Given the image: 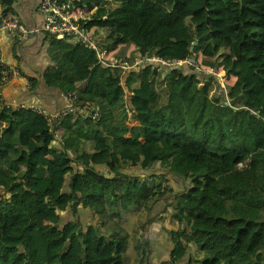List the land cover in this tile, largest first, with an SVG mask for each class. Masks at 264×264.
<instances>
[{"label":"trees","instance_id":"obj_1","mask_svg":"<svg viewBox=\"0 0 264 264\" xmlns=\"http://www.w3.org/2000/svg\"><path fill=\"white\" fill-rule=\"evenodd\" d=\"M0 2L11 11L10 0ZM77 5L95 9L84 28L107 57L127 66L138 56L146 62L130 71L123 86L121 67L103 65L81 41L49 36L50 85L72 93L74 107L96 105L98 117L71 113L54 123L60 136L55 151L54 134L37 111L0 110L6 122L0 130V187L10 195L0 201V264H62L71 240L82 246L74 264H145L143 237L134 234L130 247L125 225L131 214L169 193L158 169L188 181L189 194H198L189 206H174L179 228L170 233L168 263L182 262L193 248L184 264H264V0ZM152 58L167 65L193 59L194 65L190 74L164 72L149 63ZM208 70L235 76L238 92L227 85V103L219 87V97L209 96L216 76ZM124 87L132 94L137 126L127 124ZM37 118L43 128L34 140ZM69 154L83 166L71 177V209L81 205L98 218L86 230L77 221L58 226L49 208L50 168L66 169ZM100 165L111 170L108 180L96 169ZM68 258L72 264L74 255Z\"/></svg>","mask_w":264,"mask_h":264},{"label":"crops","instance_id":"obj_2","mask_svg":"<svg viewBox=\"0 0 264 264\" xmlns=\"http://www.w3.org/2000/svg\"><path fill=\"white\" fill-rule=\"evenodd\" d=\"M38 4L39 0H10L11 11L27 29L34 32L25 37L0 33L1 59L7 66L15 67L19 71L18 77L3 86L1 96L4 102L13 107L21 106L53 115L68 109L75 103L73 104L69 98V95H73L72 93L66 94L49 83L48 71L53 66L49 55L50 37L44 30L45 19L38 11ZM68 47L65 46L62 51ZM133 121L136 124L134 126L139 124L138 119L135 118ZM0 122L2 123L0 130H2L6 126L4 116L0 117ZM47 123L50 127L49 132L51 135L54 134L50 140L51 146L55 148V151H58L57 149H60L58 130L56 131L54 123ZM127 124L129 125L128 121ZM41 128H43L42 120L37 118L31 125L34 140L39 138L38 134ZM50 142H45L47 149L50 148ZM100 147L104 148L105 145H99ZM69 156V166L66 169H60L58 166L50 168L53 180V200H51L52 205L49 208L58 218V226L62 227L66 223L77 221L80 228L86 230L88 226L95 225L98 218L91 209L81 205L74 211L71 209L72 201L69 196L71 177L80 173L83 166L73 161L71 154ZM96 169L105 177V180H108V173L111 171L108 167L100 165L96 166ZM128 172L137 176L145 175L144 171L131 170ZM157 173L166 175L170 190L168 194H162L161 199L153 203L145 212L141 227L145 228L144 223L147 222V218L155 219L148 227V230L152 232L145 235L147 238L149 237V240L143 238L154 249L153 255L150 256L151 263L161 264L164 260H169L173 248L170 233L179 228L178 223L172 218L175 204L178 202L181 205L189 206L188 204L194 202L198 194H189L191 188L188 181H183L164 170L158 169ZM105 180L104 183L107 182ZM78 186L75 185L74 189L78 190ZM9 197L6 190L0 187V201ZM69 244V247H82L77 240H71ZM165 254L166 258L163 259Z\"/></svg>","mask_w":264,"mask_h":264},{"label":"built area","instance_id":"obj_3","mask_svg":"<svg viewBox=\"0 0 264 264\" xmlns=\"http://www.w3.org/2000/svg\"><path fill=\"white\" fill-rule=\"evenodd\" d=\"M79 1L80 0H39L38 11L45 19V32L48 36L55 37L56 39L66 38L68 40L81 41L96 52L99 62L105 66L121 67L123 70L128 69L129 66L119 63L113 56L107 57L105 52L98 49L93 36L84 28V24L87 20L85 17H87V15H84L82 12L83 9H79L77 5ZM33 32L34 31L27 29L12 11L4 12L0 2V33H10L25 37L33 34ZM147 60L160 64L165 63L155 58ZM18 76L19 71L17 68L7 66L2 61L0 54V110L3 108L23 109L21 106L13 107L4 102L1 96L3 86ZM69 98L73 104L76 103L77 99L75 96L69 95ZM130 110L131 109L127 107V113H129ZM38 113L47 122L59 124L63 118L71 113H86L91 120H95L98 117V107L85 103L81 108L71 106L53 115H49L44 111Z\"/></svg>","mask_w":264,"mask_h":264},{"label":"rangeland","instance_id":"obj_4","mask_svg":"<svg viewBox=\"0 0 264 264\" xmlns=\"http://www.w3.org/2000/svg\"><path fill=\"white\" fill-rule=\"evenodd\" d=\"M92 11L93 10H88V9L85 8V9H83L82 12L84 13V15H87V17H88L92 13ZM87 17H85V18H87ZM94 40H95V38H94ZM123 45H125V44H122L119 47L118 51H120V49L122 48ZM113 58H115V57L113 56ZM144 62H146V59L145 60H141V58L138 56L132 62V64L129 65L128 69L124 70V72L121 73L120 81H121V84L123 86H124V81H125L127 75L130 73V71L133 68H136L139 64L144 63ZM149 63L153 64L154 67L158 66L160 69H163L164 72H168L171 69H180V70L183 71V73L187 72L186 74H190V71H189L188 67H190V65H194V63H191L188 60L184 61V62H178V64H176V65L173 64V63H171L169 65H167L165 63L164 64H160V63H157V62H149ZM196 71H197V73H199L198 70H196ZM206 72L209 73L210 75L216 76L215 84H213V90L209 93V96L211 98L219 97L218 93H217L218 92L217 87H219L222 90V92H224L223 98H225L226 103H227L228 102V93L226 92V89H227V85H229V84L234 85V92L233 93H237L238 92V87L237 86L235 87V84H236L237 81H236V78H235L234 75H229V74L227 75L224 71H221V72L217 73L215 70L214 71L208 70ZM166 76L167 75L165 73L163 77H166ZM179 78H181V77H179ZM124 92H125L124 99H125L126 105L129 107V101H130V98L132 97V95L130 96V94H129L130 92L128 91V89L126 87H124ZM133 115H134V113H133L132 110H130L129 113H127L128 123H129L130 127L136 125L134 123V121H133L135 119ZM139 117L141 118L140 115H139ZM144 210H146V209L144 208V209H142L141 211H139L137 213L131 214L129 216L127 222H126L125 229H126L127 233L131 237L130 247H133V245H132V242H133L132 236L134 234H136L138 232V234L141 235V237L147 238L145 235H147L148 233L152 232L151 230H148V227L151 226V224L153 223V221L155 219H151V218L148 219L147 218V222L144 223L145 228L144 227L143 228H139L141 226V224H143L142 220L144 218V215L146 214L145 213L146 211H144ZM155 236H157V235H155ZM147 239L149 240V237ZM144 249H145V251L147 253L146 256L148 257V260H147L148 263L145 262V261H144V263L145 264H152V263L155 264L154 262L151 263V260H150V256L153 255V252H154V249H153V247H151L150 243L145 242L144 243ZM81 250L82 249L79 248V247H71L70 249L67 246L64 247L63 254H62L63 258L61 260V263L62 264H71L70 258H68V254H70V255H74V259L72 260V264H74V262L77 261V259L79 258L78 252H80ZM194 251L195 250L193 248H191L190 252L188 253V256L191 255V253H193ZM129 254H130L131 258H134L135 253H134V250L132 248H130ZM188 256H186L185 259L182 262L178 263V264L186 263L187 259H188ZM164 258H166V254H165V257H163V259ZM161 264H170V263H168V260L167 261L164 260Z\"/></svg>","mask_w":264,"mask_h":264},{"label":"water","instance_id":"obj_5","mask_svg":"<svg viewBox=\"0 0 264 264\" xmlns=\"http://www.w3.org/2000/svg\"><path fill=\"white\" fill-rule=\"evenodd\" d=\"M195 45V44H194ZM188 61H190L191 63H193L194 62V60L193 59H189ZM1 126H2V123L0 122V128H1Z\"/></svg>","mask_w":264,"mask_h":264}]
</instances>
